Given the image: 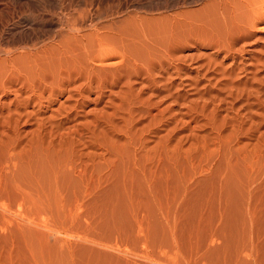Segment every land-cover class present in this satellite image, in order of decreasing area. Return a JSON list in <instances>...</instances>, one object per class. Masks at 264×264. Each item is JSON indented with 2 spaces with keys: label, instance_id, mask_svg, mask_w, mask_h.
I'll list each match as a JSON object with an SVG mask.
<instances>
[{
  "label": "rangeland",
  "instance_id": "374dc122",
  "mask_svg": "<svg viewBox=\"0 0 264 264\" xmlns=\"http://www.w3.org/2000/svg\"><path fill=\"white\" fill-rule=\"evenodd\" d=\"M263 17L132 86L0 91V264H264Z\"/></svg>",
  "mask_w": 264,
  "mask_h": 264
},
{
  "label": "bare ground",
  "instance_id": "6f19581e",
  "mask_svg": "<svg viewBox=\"0 0 264 264\" xmlns=\"http://www.w3.org/2000/svg\"><path fill=\"white\" fill-rule=\"evenodd\" d=\"M263 15L264 0H0V91L58 94L99 72L133 84L162 54L230 46Z\"/></svg>",
  "mask_w": 264,
  "mask_h": 264
}]
</instances>
